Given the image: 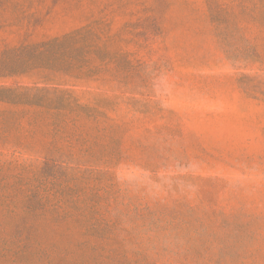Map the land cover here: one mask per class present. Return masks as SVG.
<instances>
[{"label": "rangeland", "instance_id": "1", "mask_svg": "<svg viewBox=\"0 0 264 264\" xmlns=\"http://www.w3.org/2000/svg\"><path fill=\"white\" fill-rule=\"evenodd\" d=\"M0 264H264V0H0Z\"/></svg>", "mask_w": 264, "mask_h": 264}]
</instances>
